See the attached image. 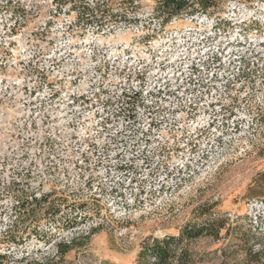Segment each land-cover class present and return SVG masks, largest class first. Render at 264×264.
<instances>
[{
  "label": "rangeland",
  "instance_id": "rangeland-1",
  "mask_svg": "<svg viewBox=\"0 0 264 264\" xmlns=\"http://www.w3.org/2000/svg\"><path fill=\"white\" fill-rule=\"evenodd\" d=\"M61 2L0 0V264H146L173 236L172 264H264V1L166 25Z\"/></svg>",
  "mask_w": 264,
  "mask_h": 264
},
{
  "label": "trees",
  "instance_id": "trees-1",
  "mask_svg": "<svg viewBox=\"0 0 264 264\" xmlns=\"http://www.w3.org/2000/svg\"><path fill=\"white\" fill-rule=\"evenodd\" d=\"M58 2L59 0H55ZM61 4L66 0H62ZM151 12L154 18H157L162 25L171 22L173 18L183 14L196 15H212L224 10L225 7L233 1L253 2L255 0H150ZM264 1V0H262ZM71 10L77 13V20L85 23H104L106 20L127 19L128 12L131 9H138L143 5L142 0H72ZM140 18H135L138 22ZM222 221V220H221ZM213 226V227H212ZM222 223H214L213 225H202L201 227H185L181 232V238H195L203 233L209 235H217L222 229ZM176 237L154 238L152 242L146 244L141 252L142 259L146 258V264H172L174 259L184 257L183 249L181 253H177L173 246ZM73 238L71 242H59L57 251L60 258L72 250ZM176 244V243H174ZM251 251L259 255L258 260L264 263V244L260 250L251 249ZM153 256L154 261L149 260Z\"/></svg>",
  "mask_w": 264,
  "mask_h": 264
}]
</instances>
